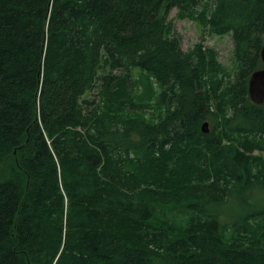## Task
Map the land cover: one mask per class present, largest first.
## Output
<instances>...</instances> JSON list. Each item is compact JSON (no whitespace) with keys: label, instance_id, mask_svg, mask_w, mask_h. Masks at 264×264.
<instances>
[{"label":"trees","instance_id":"1","mask_svg":"<svg viewBox=\"0 0 264 264\" xmlns=\"http://www.w3.org/2000/svg\"><path fill=\"white\" fill-rule=\"evenodd\" d=\"M263 46L264 0H0V264H264Z\"/></svg>","mask_w":264,"mask_h":264},{"label":"rangeland","instance_id":"2","mask_svg":"<svg viewBox=\"0 0 264 264\" xmlns=\"http://www.w3.org/2000/svg\"><path fill=\"white\" fill-rule=\"evenodd\" d=\"M168 18L174 22L175 31L184 51H190L198 45H201L205 50L211 49L215 52L216 63L224 67L229 73L234 72L236 64L233 58V41L230 34L217 35L200 21L179 18L177 8L171 10ZM130 86L132 87V83ZM128 88L130 89V87ZM152 113V111H147L146 114L152 115ZM255 153L264 158V150Z\"/></svg>","mask_w":264,"mask_h":264},{"label":"water","instance_id":"3","mask_svg":"<svg viewBox=\"0 0 264 264\" xmlns=\"http://www.w3.org/2000/svg\"><path fill=\"white\" fill-rule=\"evenodd\" d=\"M261 59L264 64V46L261 51ZM249 96L253 103L264 104V68L256 70L249 79ZM203 131L209 132V123L203 124Z\"/></svg>","mask_w":264,"mask_h":264}]
</instances>
